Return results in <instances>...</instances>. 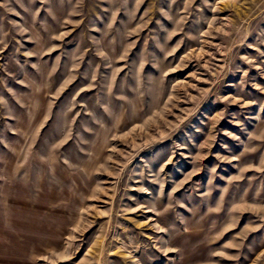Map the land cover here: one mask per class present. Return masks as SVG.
Masks as SVG:
<instances>
[{"label":"rangeland","instance_id":"obj_1","mask_svg":"<svg viewBox=\"0 0 264 264\" xmlns=\"http://www.w3.org/2000/svg\"><path fill=\"white\" fill-rule=\"evenodd\" d=\"M0 264H264V0H0Z\"/></svg>","mask_w":264,"mask_h":264}]
</instances>
